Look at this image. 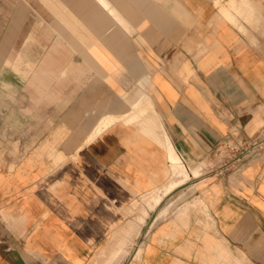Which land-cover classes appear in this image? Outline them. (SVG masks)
<instances>
[{
	"label": "crops",
	"instance_id": "0c3cea01",
	"mask_svg": "<svg viewBox=\"0 0 264 264\" xmlns=\"http://www.w3.org/2000/svg\"><path fill=\"white\" fill-rule=\"evenodd\" d=\"M25 4L29 40L0 29V264H264V0ZM110 95L150 110L92 135ZM227 143L141 221L175 155Z\"/></svg>",
	"mask_w": 264,
	"mask_h": 264
},
{
	"label": "rangeland",
	"instance_id": "374dc122",
	"mask_svg": "<svg viewBox=\"0 0 264 264\" xmlns=\"http://www.w3.org/2000/svg\"><path fill=\"white\" fill-rule=\"evenodd\" d=\"M112 8V5L110 6ZM25 12L28 13V6L25 4V0H0V29L5 26L8 23V25L11 24L12 29V40L14 41L13 44L17 43V41H23L24 44L29 40L28 38L31 36L30 33H25ZM21 15H23L21 17ZM29 35V36H28ZM33 35V33H32ZM48 34H45V36ZM1 36V34H0ZM28 36V37H27ZM18 44V43H17ZM13 55L15 57L20 56V49H14ZM41 51V50H40ZM43 51V50H42ZM109 104L110 109L115 114H110L101 121L99 126L96 128L95 132L92 134H96L100 132L102 129L106 128L109 124L114 122L118 119L123 120H132L137 117V115H140L144 113L147 110H150L148 104V100L145 98L143 101L140 102H134L129 107V102H125L122 98L112 96L109 97ZM125 105L128 107L125 110H122V113L119 112L120 109H123ZM137 109L138 112H134V110ZM120 113V114H119ZM236 152L235 149H231L229 147H226V149H220L214 154H211L210 156H207L204 158L201 163L196 164L195 171L191 170V167L188 168L184 162L185 171L184 173H177V166L174 164H171V171L172 175L171 177L162 185H160L158 188L154 189L153 191L149 192L148 194L142 195L138 201H141V203L144 204L142 207V217L140 218L141 221L144 220V216L147 214V211L150 209H153L156 204H154L152 207H150V204L153 203V197L159 195V200L162 197V199L170 192L172 191L175 185L178 183L188 179L190 176H196L200 172V165L201 167L206 169H213L215 168L223 159L229 158L232 154ZM182 184V183H181ZM180 185V184H179ZM178 185V186H179ZM174 187L173 189H171ZM171 189V190H170ZM170 190V191H169ZM169 191L168 193H166ZM179 196L182 195L181 190L178 189ZM166 193V194H164ZM178 193V192H177ZM177 195V194H175ZM186 194H184L185 197ZM141 199V200H140ZM161 199V200H162ZM181 199V197H179ZM160 200V201H161Z\"/></svg>",
	"mask_w": 264,
	"mask_h": 264
},
{
	"label": "bare ground",
	"instance_id": "6f19581e",
	"mask_svg": "<svg viewBox=\"0 0 264 264\" xmlns=\"http://www.w3.org/2000/svg\"><path fill=\"white\" fill-rule=\"evenodd\" d=\"M173 163L174 165L177 166L178 170H177V173H184V169H185V166L181 165V163L179 162V159L178 157L175 155L174 158H173ZM195 168L196 166L194 167H191V170L192 171H195ZM159 201V195L157 196H154L153 197V203L150 204V207H152L154 204H156L157 202ZM118 247V246H117ZM116 252H112V254L109 256V258L103 263V264H108V262L113 258V256L115 255ZM114 259V258H113Z\"/></svg>",
	"mask_w": 264,
	"mask_h": 264
},
{
	"label": "built area",
	"instance_id": "2783aa9c",
	"mask_svg": "<svg viewBox=\"0 0 264 264\" xmlns=\"http://www.w3.org/2000/svg\"><path fill=\"white\" fill-rule=\"evenodd\" d=\"M238 146H239V145L230 144V143H227V144H226V147H229V148H231V149H235V150H237ZM259 147H260L262 150H264V139L262 140V142L259 143Z\"/></svg>",
	"mask_w": 264,
	"mask_h": 264
}]
</instances>
